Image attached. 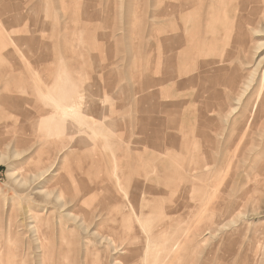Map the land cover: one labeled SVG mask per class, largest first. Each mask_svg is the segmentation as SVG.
<instances>
[{
  "label": "rangeland",
  "instance_id": "rangeland-1",
  "mask_svg": "<svg viewBox=\"0 0 264 264\" xmlns=\"http://www.w3.org/2000/svg\"><path fill=\"white\" fill-rule=\"evenodd\" d=\"M148 1L0 0V264L16 251L11 264H126L130 242L147 250L127 264H264V0H250L262 20L248 34L236 1L198 0L177 18L170 0Z\"/></svg>",
  "mask_w": 264,
  "mask_h": 264
},
{
  "label": "bare ground",
  "instance_id": "bare-ground-1",
  "mask_svg": "<svg viewBox=\"0 0 264 264\" xmlns=\"http://www.w3.org/2000/svg\"><path fill=\"white\" fill-rule=\"evenodd\" d=\"M78 1V0H77ZM150 1V0H149ZM149 1H148V3H149ZM203 1V0H202ZM210 1H212V0H210ZM221 1V3H231V2H233V1H236V6H234V7H237V10L239 11V14H238V24H237V31H238V34H248V32L246 31V29H249L248 31H250L251 30V32H253V31H257V26H258V24H256L255 25V23L257 22V21H259L260 22V20H258V19H261V17L260 16H258V11H259V9L258 8H256L253 12L252 11H250V0H220ZM55 2V1H54ZM115 2V1H114ZM198 3V0H170V3H169V8H166V9H168V14H171V16H173V18H177L179 15H180V12L181 13H183L185 10H188L189 9V7H190V5L192 4V3ZM108 3V2H107ZM3 4H4V2H3ZM202 4V3H201ZM9 5V4H8ZM57 6V5H56ZM72 6V5H71ZM230 6V5H229ZM42 7V6H41ZM61 7V6H60ZM129 8V7H128ZM197 8V7H196ZM232 9V8H231ZM106 10V9H105ZM0 11L2 12V11H4V10H1L0 9ZM42 11V10H41ZM82 11V10H81ZM235 11V10H234ZM117 12V11H116ZM145 12V11H144ZM166 12V11H165ZM250 12H252L251 14H250ZM5 13V12H4ZM39 13V12H38ZM75 13V12H74ZM161 13V12H160ZM7 14V13H6ZM109 14V13H108ZM15 15V14H14ZM41 15V14H40ZM91 15H93V13L91 14ZM111 15H112V13H111ZM233 15V14H232ZM16 16V15H15ZM58 16V15H57ZM56 16V17H57ZM229 16H231V15H229ZM234 16V15H233ZM258 16V17H257ZM36 17V16H35ZM59 17V16H58ZM67 17V16H66ZM70 17V16H69ZM89 17V16H88ZM106 17H107V13H106ZM264 17V16H263ZM40 18H41V16H40ZM64 19V18H63ZM234 19V18H233ZM232 19V20H233ZM264 19V18H263ZM68 20V19H67ZM71 20H72V18H71ZM262 20V19H261ZM79 21V20H78ZM81 21H82V19H81ZM264 21V20H263ZM44 22V21H43ZM72 22V21H71ZM73 22H74V20H73ZM262 22V21H261ZM125 23V22H124ZM145 23V22H144ZM132 24V23H131ZM1 25V24H0ZM39 25V24H38ZM65 25V24H64ZM73 25V24H72ZM148 25V24H147ZM218 25V24H217ZM43 26V25H42ZM48 26V25H47ZM76 26V25H75ZM93 26V25H92ZM220 26V25H219ZM256 26V27H255ZM39 27V26H38ZM37 27V28H38ZM64 27V26H63ZM100 27V26H99ZM198 27V26H197ZM210 27V26H209ZM208 27V28H209ZM232 27H233V25H232ZM251 27V28H250ZM260 28H262L261 29V31H264V29H263V27H261V26H259ZM68 28V27H67ZM36 29V28H35ZM220 29V28H219ZM41 30H42V28H41ZM89 30V29H88ZM183 30L184 31H187L188 30V28L187 27H183ZM191 30H194V29H191ZM196 30H198L197 28H196ZM200 30V29H199ZM210 30H212V29H210ZM221 30H223L224 31V29H222L221 28ZM226 30V29H225ZM5 31V30H4ZM80 31H81V29H80ZM85 31H87L86 30V28H85ZM167 31V30H166ZM165 31V32H166ZM200 31H202V30H200ZM199 31V32H200ZM246 31V32H245ZM259 31V30H258ZM89 32V31H88ZM92 32V31H91ZM212 32V31H211ZM52 33V32H51ZM64 33V32H63ZM62 33V34H63ZM192 33V32H191ZM196 33V32H195ZM194 33V34H195ZM197 33H198V31H197ZM196 33V34H197ZM219 32H217V34H218ZM224 33H225V31H224ZM232 33V32H231ZM6 34V33H5ZM52 34H55V33H52ZM57 34V33H56ZM59 34H60V32H59ZM172 34H174L173 36H172V39L174 40V42L175 41H177V40H179L180 38H181V35L180 34H184L183 32H177V33H172ZM209 34H210V32H209ZM222 34H223V32H222ZM233 34H234V32H233ZM80 35V34H79ZM224 35V34H223ZM71 36V35H70ZM94 36V35H93ZM162 36V35H161ZM163 36H165V35H163ZM90 38V37H89ZM88 38V39H89ZM161 38V37H160ZM222 38V37H221ZM64 39V38H63ZM67 39V38H66ZM92 39V38H91ZM193 40L195 39V38H192ZM192 41V40H191ZM87 42V41H86ZM173 42V43H174ZM13 43V42H12ZM80 43V42H79ZM189 43V42H188ZM63 44V43H62ZM62 46V45H61ZM96 47V46H95ZM181 47H183V46H181ZM94 48V47H93ZM184 48V47H183ZM186 48V47H185ZM207 49H208V47H206ZM222 49V48H221ZM179 50V49H178ZM220 50V49H219ZM65 51H66V48H65ZM207 51V50H206ZM38 53V52H37ZM63 54V53H62ZM78 54V53H77ZM171 54V53H170ZM66 55V54H65ZM73 55H75V54H73ZM172 55V54H171ZM224 54H222V61H223V56ZM76 56V55H75ZM32 57V56H31ZM30 57V58H31ZM40 57V56H39ZM56 57H58L57 55H56ZM179 57V56H178ZM33 58V57H32ZM59 58H61V57H59ZM74 58V57H73ZM42 59V58H41ZM80 59V58H79ZM37 60H39V59H37ZM168 60V59H167ZM225 60V59H224ZM34 61V60H33ZM35 61H36V59H35ZM221 61V60H220ZM219 60H218V63L220 62ZM31 62V61H30ZM30 62H29V65H30ZM38 62V61H37ZM80 62V61H79ZM168 62H170V61H168ZM149 63V62H148ZM215 63V62H214ZM35 63H33V65H34ZM40 64V63H39ZM88 64V63H87ZM216 64H217V62H216ZM220 64V63H219ZM222 64V63H221ZM28 65V64H27ZM28 65V66H29ZM31 66V65H30ZM89 67H90V65H88ZM170 66V65H169ZM32 67V66H31ZM1 69V68H0ZM3 69V68H2ZM1 69V70H2ZM102 69V68H101ZM107 69V67L105 68V70ZM92 70V69H91ZM263 70V69H262ZM2 72V71H1ZM263 72V71H262ZM34 73V72H33ZM129 73V72H128ZM259 73V72H258ZM264 73V72H263ZM29 74H31V73H29ZM35 75V74H34ZM172 75V74H171ZM175 75V74H174ZM173 75V76H174ZM262 75V74H261ZM264 75V74H263ZM5 76V75H4ZM39 76V75H38ZM172 76V77H173ZM31 77V76H30ZM175 77V76H174ZM174 77H173V79H174ZM132 78V77H131ZM141 78V77H140ZM36 79H37V77H36ZM65 79H66V77H65ZM172 79V80H173ZM185 79V78H184ZM261 79H262V77H261ZM263 79H264V77H263ZM85 80H86V78H85ZM35 81V80H34ZM4 82V81H3ZM64 82H67L66 80L64 81ZM85 82V81H84ZM167 82H168V80H167ZM263 82H264V80H262V84H263ZM36 83H38V82H36ZM53 83V82H52ZM86 83V82H85ZM80 85V84H79ZM79 85H78V88H79ZM52 87V86H51ZM60 87H62V84L61 83H57V84H55L54 85V88H52V90H50L51 92H57L58 93V91H59V88ZM36 88V87H35ZM40 88L41 87H39V90H40ZM42 88H44V87H42ZM78 88H76V91H77V89ZM104 88V87H103ZM37 90H38V88H37ZM36 93H38V95H40V93L39 92H37L36 90H34ZM40 91H42L44 94H45V92L41 89ZM70 91V90H69ZM68 91V93H70L71 94V92H69ZM41 92V94H43ZM153 92V91H152ZM31 93V92H30ZM75 93V92H74ZM85 93V92H84ZM107 93V92H106ZM44 94L43 95H41L40 97H42V96H44ZM51 94V93H50ZM69 94V95H70ZM25 95V94H24ZM32 95V94H31ZM31 95H29V96H31ZM49 95V94H48ZM75 95V94H74ZM64 96V98L66 99V101H67V104H68V108H69V112H67V113H69L70 115H73V114H76V112L81 108V105H82V99L84 98L83 97V95H80L78 98H76L75 96ZM79 95V94H78ZM77 95V96H78ZM37 96V95H36ZM46 96V95H45ZM149 96V95H148ZM147 96V97H148ZM39 97V96H38ZM33 98H34V96H33ZM33 98L31 99V100H33ZM45 98V97H44ZM153 98V97H152ZM40 99V98H39ZM38 99V100H39ZM36 100V99H35ZM34 100V101H35ZM41 100V99H40ZM42 100H43V98H42ZM155 100V99H154ZM153 101V100H152ZM137 102V101H136ZM153 103H154V101H153ZM149 104V103H148ZM33 104H31V106H32ZM63 105V104H62ZM64 106V105H63ZM62 106V107H63ZM153 106V105H152ZM61 107V106H60ZM132 107V106H131ZM149 107V106H148ZM147 107V108H148ZM55 108V107H54ZM9 109V108H8ZM65 109H66V107H65ZM64 109V110H65ZM162 109V108H161ZM61 110H63V108L61 109ZM68 111V110H67ZM80 111V110H79ZM50 111H45L44 109H41L40 107H38V113H39V115H38V117H40V116H42V115H45V114H48ZM65 112V111H64ZM148 112H149V110H148ZM35 113V112H34ZM52 113L55 115V116H57V112H56V110H54V109H52ZM60 113H62V112H60ZM62 114H64V113H62ZM78 114V113H77ZM83 114V113H82ZM10 115V114H9ZM66 115V114H65ZM80 114H78L77 116H79ZM126 115V114H125ZM147 116V115H146ZM62 117H64V116H62ZM65 117H67V116H65ZM121 117H123V116H121ZM155 117H156V115H155ZM33 118V117H32ZM71 118H73V117H71ZM54 119V118H53ZM55 119H56V117H55ZM92 119V118H91ZM112 119V118H111ZM71 120V119H70ZM151 120V119H150ZM75 121V120H74ZM94 121V120H93ZM153 121V120H152ZM83 122V121H82ZM151 122V121H150ZM155 123H156V121H154ZM8 123V122H7ZM77 123V122H76ZM106 123V122H105ZM108 123V122H107ZM153 123V122H152ZM152 123H150V124H152ZM154 124V123H153ZM7 125V124H6ZM79 125H80V123H79ZM82 125H83V123H82ZM157 126V123H156V125H154V129H155V127ZM87 127V126H86ZM161 128H162V126H161ZM17 129V128H16ZM87 129V128H86ZM153 129V128H152ZM158 129V128H157ZM161 130V129H160ZM159 130V131H160ZM166 130V129H165ZM106 131H108V130H106ZM162 131V130H161ZM139 132V131H138ZM137 132V133H138ZM135 133V132H134ZM160 133H162V132H160ZM160 133H159V135H160ZM105 134V133H104ZM103 134V135H104ZM108 134H110V132L108 133ZM115 134V133H114ZM120 134V133H119ZM119 134H117V135H119ZM153 134H154V132H153ZM158 134V133H157ZM166 134V133H165ZM167 135V134H166ZM173 135V134H172ZM175 135H176V133H175ZM67 136V135H66ZM107 136V135H106ZM125 136V135H124ZM123 136V137H124ZM133 136V135H132ZM144 136V135H143ZM171 136V135H170ZM174 136V135H173ZM108 137V136H107ZM110 137V136H109ZM122 137V136H121ZM120 137V138H121ZM145 137V136H144ZM154 137V136H153ZM175 137V136H174ZM58 138V137H57ZM125 138H127V137H125ZM134 138V137H133ZM61 139V138H60ZM81 139H83V138H80V140ZM101 139V138H100ZM104 139H105V136H104ZM109 139V138H108ZM107 139V141H110V140H112V139H110V140H108ZM141 139V138H140ZM156 139V138H155ZM158 139V138H157ZM170 139H172V138H170ZM102 140V139H101ZM121 140V139H120ZM125 140V139H124ZM142 141H143V139H141ZM149 140V139H148ZM161 140V139H160ZM159 140V141H160ZM68 141V140H67ZM76 141V140H75ZM82 141V140H81ZM98 141H99V139H98ZM98 141H96V142H98ZM105 141V140H104ZM103 140H102V142H104ZM141 141V142H142ZM146 141H147V139H146ZM168 141V140H167ZM167 141H165V144H166V142ZM84 143L86 142V141H83ZM116 142H118V141H116ZM121 142V141H120ZM120 142L118 143L119 145H120ZM143 142H145V141H143ZM99 143H100V141H99ZM99 143H98V145H99ZM169 143H170V140H169ZM51 144V143H50ZM102 144V143H101ZM114 144H115V142H114ZM114 144H112V145H114ZM54 145V144H53ZM56 145V144H55ZM72 145V144H71ZM77 145V144H76ZM154 145H159V143L157 142V141H155V144ZM166 145H168V143L166 144ZM95 146V145H94ZM109 146H110V144H109ZM169 147H170V145H168ZM52 147V146H51ZM124 147V146H123ZM78 148V147H77ZM86 148V147H85ZM129 148V147H128ZM120 149V148H119ZM127 149V148H126ZM165 149H166V147H165ZM124 150H125V148H124ZM115 151V150H114ZM129 151H131V150H129ZM170 151V150H169ZM169 151H167V153L169 152ZM149 152V151H148ZM173 152V151H172ZM171 151H170V154L172 153ZM184 152V151H183ZM120 153V152H119ZM138 153V152H137ZM145 153V152H144ZM127 154V153H126ZM146 154V153H145ZM169 154V153H168ZM167 154V155H168ZM173 154V153H172ZM171 154V155H172ZM129 155H131V154H129ZM129 155H128V157H129ZM138 155H139V153H138ZM155 155V154H154ZM157 155V154H156ZM155 155V156H156ZM170 156V155H169ZM169 156H167V157H169ZM179 156V155H178ZM128 157H126V158H128ZM172 157V156H171ZM176 157V156H175ZM180 157V156H179ZM57 158V157H56ZM59 158V157H58ZM159 158H161V157H159ZM174 158V157H173ZM183 158V157H182ZM185 158V157H184ZM47 159V158H46ZM114 159V158H113ZM117 159V158H116ZM129 159V158H128ZM131 159V158H130ZM143 159V158H142ZM147 159V158H146ZM155 159H156V157H155ZM158 159V158H157ZM157 159H156V161H157ZM163 159V158H162ZM57 160V159H56ZM139 160V159H138ZM120 161H122V160H120ZM127 161H129V160H127ZM134 161H135V159H134ZM137 161V160H136ZM140 161H142L141 163H143V160H141L140 159ZM147 162H148V160H146ZM153 161V160H152ZM117 162V161H116ZM115 162V164H117V163H120L119 161L116 163ZM129 162H132V161H129ZM129 162H122V164L123 165H119L120 167H124V166H127L128 165V163ZM146 162V163H147ZM154 162V161H153ZM169 162V161H168ZM53 164L55 163V162H52ZM51 163V164H52ZM139 163V162H138ZM145 163V162H144ZM144 164V167H145V165H146V167L148 168V166H147V164ZM149 163V162H148ZM157 163H159V162H157ZM164 163V162H163ZM178 163V162H177ZM137 164V163H136ZM168 164V163H167ZM171 164V163H170ZM170 164L168 165V166H170ZM174 164V163H173ZM176 164V163H175ZM190 164H192V163H190ZM197 164V163H196ZM159 165V164H158ZM158 165H155V166H153V168L154 167H156L157 166V168H158ZM161 165V164H160ZM159 165V166H160ZM184 165H185V163H184ZM186 165H187V163H186ZM53 166V165H52ZM51 166V167H52ZM167 165H165V167H166ZM167 166V167H168ZM177 166H179V165H177ZM49 167V166H48ZM182 167V166H181ZM119 168V167H118ZM163 168V167H162ZM173 168H177L176 166L174 167L173 166ZM186 169V166L185 167H183L182 169ZM172 169V168H171ZM185 169H184V171H185ZM178 170V169H177ZM60 171V170H59ZM117 171V170H116ZM160 171V170H159ZM166 171V170H165ZM165 171H162V172H165ZM169 170L167 169V172H168ZM172 171L173 172H171V173H174V172H176L175 171V169H172ZM180 171H182V170H180ZM183 171V172H184ZM73 172V171H72ZM71 172V173H72ZM119 172H121V171H119ZM66 173V172H65ZM171 173H169V174H171ZM57 174V173H56ZM73 175L75 174L74 172L72 173ZM168 174V173H167ZM174 174H176V173H174ZM180 174H182V173H180ZM184 174H185V172H184ZM110 175V174H109ZM124 175H126V174H124ZM177 175H178V172H177ZM75 176V175H74ZM115 176V175H114ZM130 176V175H129ZM179 176V175H178ZM186 176V175H185ZM96 177V176H95ZM181 176H179V178H180ZM114 178V177H113ZM118 178V184L119 185H121V183H120V177H117ZM177 178V177H176ZM115 179H116V177H115ZM114 179V181H116ZM131 179L132 178H130V177H128V180H127V183H130V181H131ZM100 180V179H99ZM113 180V179H112ZM185 180V179H184ZM183 180V181H184ZM180 181V179L178 180V182ZM15 182H18V183H23V182H25V181H21V179H16L15 180ZM115 183V182H114ZM157 183V182H156ZM175 183H176V181H175ZM107 184V183H106ZM105 184V185H106ZM117 184V185H118ZM147 184V183H146ZM158 184V183H157ZM180 184H182V183H180ZM110 185H111V181H110ZM115 185V184H114ZM113 184H112V187L111 186H107L105 189L106 190H108V189H111V188H113V187H115ZM151 186V185H150ZM141 187H142V182H140V181H136V184L135 185H133V191L134 192H132L131 194H130V198H131V207H132V209H133V212L135 213H139V211H137L136 210V204L138 203V199H139V195H138V193H136L139 189H141ZM153 187V186H152ZM147 187V185L145 186V188H144V190H145V192H147V193H150L149 194V196L148 197H151L150 195H151V193H158L159 192V189L158 188H156L155 190L153 189V188H155V187ZM158 187H160V186H158ZM119 188H120V186H119ZM115 189V188H114ZM182 189H183V187H182ZM61 190V189H60ZM91 190H92V188H91ZM119 190V189H118ZM120 190H121V188H120ZM118 191V192H122V191ZM161 190L162 189H160V192H161ZM124 191V195H126V192H125V190H123ZM198 191V190H197ZM196 191V192H197ZM41 192H43V191H41ZM117 192V191H116ZM159 192V193H160ZM199 192V191H198ZM45 193V195H47L48 196V193L49 192H44ZM170 193V192H169ZM67 194V193H66ZM128 194V195H129ZM182 194V193H181ZM198 194V193H197ZM59 195V194H58ZM68 195V194H67ZM115 195H116V193L113 191V192H110L109 193V199H111L112 201L113 200H115L116 198H115ZM119 195V194H118ZM152 195H154V194H152ZM123 196V195H122ZM59 197H62V196H59ZM59 197H57L58 199H56V198H54V199H56V201H60L61 199L59 198ZM65 196H63V198H64ZM67 197V196H66ZM65 197V198H66ZM86 197V196H85ZM120 197V196H119ZM124 197V196H123ZM145 197V196H144ZM147 197V198H148ZM167 197V196H166ZM63 198H62V200H63ZM126 198H128L127 197V195H126ZM125 198V199H126ZM72 199V198H71ZM70 199V200H71ZM125 199H123L124 201H125ZM66 200H68V199H66ZM83 201V200H82ZM145 202V201H144ZM121 203V202H120ZM56 205H58V204H56ZM59 206V205H58ZM133 206H135V207H133ZM31 207V206H30ZM29 207V208H30ZM64 207V206H63ZM59 208V207H58ZM57 208V209H58ZM61 208V207H60ZM28 209V208H27ZM63 209V208H62ZM99 209V208H98ZM139 209H140V207H139ZM31 211V210H30ZM96 211V210H95ZM98 212V211H97ZM97 212H93L94 214L95 213H97ZM24 214L26 213V212H23ZM32 213H34V212H32ZM32 213L31 214H28V215H32ZM92 213V214H93ZM142 213V212H141ZM140 213V214H141ZM35 214V213H34ZM33 214V215H34ZM70 214V213H69ZM105 214V213H104ZM80 215V214H79ZM35 216V215H34ZM78 216V215H77ZM83 216V215H82ZM93 216L94 215H92L91 217L93 218ZM96 216H97V214H96ZM100 216H102V215H100ZM135 216H137L138 217V215H135ZM25 217V216H24ZM29 217V216H28ZM38 216H35V219L37 218ZM40 217V216H39ZM157 217V216H156ZM25 218H27V216L25 217ZM32 219H33V221L32 222H34V217L32 216L31 217ZM142 218H144V217H142ZM150 218V217H149ZM148 218V219H149ZM152 218V217H151ZM74 219H76V218H74ZM78 219V218H77ZM94 219V218H93ZM103 219V218H102ZM8 220V219H7ZM23 220V219H22ZM26 220V219H25ZM25 220H24V222H25ZM57 220V219H56ZM138 220V219H137ZM54 221V220H53ZM61 221V220H60ZM59 221V222H60ZM94 220H92V222H93ZM147 221V220H146ZM5 222V221H4ZM18 222V221H17ZM86 222H88V221H86ZM140 222V221H139ZM84 223V222H83ZM147 223V222H146ZM30 224V223H29ZM31 224H33V223H31ZM30 224V225H31ZM35 224V223H34ZM33 224V225H34ZM55 224V226H56V224H58V221H57V223L55 222L54 223ZM79 224H80V222H79ZM88 224V223H87ZM141 224V223H140ZM2 225V224H1ZM7 225H8V227H7ZM7 225L5 226L4 225V227H7V229L9 230V232H10V228L13 226V222L11 221V219H10V221L7 223ZM33 225L31 226L32 228H33ZM144 225V223L142 224V226ZM28 226V225H27ZM14 227V226H13ZM29 227V226H28ZM30 227V228H31ZM62 227H63V223H62ZM81 227V226H80ZM144 227V226H143ZM64 228V227H63ZM140 228V227H139ZM29 231L28 232H33V229L32 230H30L29 228H27ZM65 229V228H64ZM63 229V230H64ZM90 229V228H89ZM116 229V228H115ZM144 229V228H143ZM2 230V229H1ZM4 230V229H3ZM5 230H6V228H5ZM15 230V229H14ZM59 230V229H58ZM37 231V230H36ZM36 231L34 232V233H36ZM60 231V230H59ZM65 231V230H64ZM69 231V230H68ZM90 231V230H89ZM92 231V230H91ZM96 231V230H95ZM144 231H145V229H144ZM5 232H7V231H5ZM84 232V231H83ZM14 233V232H13ZM33 233V234H34ZM91 233V232H90ZM92 233H93V231H92ZM96 233V232H95ZM145 233H148V232H145ZM207 233H209V232H207ZM61 234V233H60ZM62 234H63V232H62ZM86 234H88V233H86ZM16 235V234H15ZM36 235V234H35ZM82 235V234H81ZM107 235V234H106ZM177 235V234H176ZM231 235V234H230ZM230 235H229V237H230ZM9 236V235H8ZM12 236V235H11ZM20 235L18 234V238H20L19 237ZM36 236H38V235H36ZM35 236V237H36ZM54 236V235H53ZM64 236V235H63ZM90 236V235H89ZM130 237H132L131 235H129ZM232 236V235H231ZM55 237V236H54ZM60 237V236H59ZM84 237V236H83ZM87 237H88V235H87ZM93 237H95V236H93ZM93 237H91V238H93ZM108 237V236H107ZM129 237V238H130ZM148 237V236H147ZM4 238H5V236H4ZM4 238H3V240H4ZM14 238V237H13ZM105 238V237H104ZM129 238L127 239V237L124 239V240H126L127 239V241H129ZM36 239V238H35ZM87 239V238H86ZM113 239V238H112ZM149 239V238H148ZM160 239H162V238H160ZM169 239V238H168ZM231 239V238H230ZM5 240H8L7 238L5 239ZM20 240V239H19ZM37 240V239H36ZM57 240V239H56ZM55 240V241H56ZM76 240V239H75ZM89 240V239H88ZM100 240H102V239H100ZM124 240H121V241H123L124 242ZM229 240V239H228ZM232 240V239H231ZM38 241V240H37ZM79 241V240H78ZM78 241H76V243H78ZM107 241V240H106ZM103 242V241H102ZM101 242V243H102ZM111 242V241H110ZM171 242V241H170ZM108 243V242H107ZM114 243V242H113ZM148 243V242H147ZM172 243V242H171ZM232 243H236L235 241L234 242H232ZM21 244H22V242H21ZM37 244H39V243H37ZM83 244V243H82ZM87 244H89V243H87ZM86 244V245H87ZM96 244V243H95ZM108 244H110V243H108ZM122 244V243H121ZM127 244H128V242H127ZM24 245H25V243H24ZM40 245V244H39ZM85 245V244H84ZM116 245V244H115ZM118 245V244H117ZM59 246H61V245H59ZM80 246V245H79ZM105 246H106V244H105ZM112 246H113V244H112ZM120 246V245H119ZM148 247H149V245H147ZM174 246H175V244H174ZM40 247L41 246H38V248L40 249ZM73 247H74V245H73ZM81 247H82V245H81ZM114 247V246H113ZM116 247V246H115ZM114 247V248H115ZM125 247V246H124ZM28 248V247H27ZM31 247L29 246V249H30ZM98 248V247H97ZM127 248H128V253H129V251L131 252V253H129V255L130 254H132V253H134V254H137V256H134V257H132V258H130V259H127L128 258V256H126L127 258H126V264L127 263H129V262H134V261H136L137 260V257L138 256H140L141 255V253L144 251V250H147L146 249V246L145 245H143L142 246V244H140L139 245V242H138V244H136V243H134V242H130V246H127ZM21 249H22V247H21ZM84 249H86V247L84 248ZM117 249V248H116ZM124 249V248H123ZM148 249H150V247L148 248ZM167 249H168V247H167ZM6 250L8 251V250H10V248H6ZM25 250V249H24ZM60 250V249H59ZM110 250V249H109ZM118 250V249H117ZM126 250V249H125ZM165 250V249H164ZM169 250V249H168ZM173 250V249H172ZM30 251H32V250H30ZM40 252H42L41 251V249L39 250ZM83 251V250H82ZM85 251V250H84ZM119 251V250H118ZM122 251V250H121ZM149 251H151V250H149ZM158 251V250H157ZM181 251V250H180ZM23 252V251H22ZM28 252H29V250H28ZM36 252V251H35ZM114 252V251H113ZM115 252H116V250H115ZM120 252V251H119ZM118 252V253H119ZM122 252H124V251H122ZM121 252V253H122ZM16 254H17V251L15 252ZM26 253V252H25ZM34 253V252H33ZM78 253H79V251H78ZM110 253H112V252H110ZM16 254H11V253H8V254H6V256H5V259H6V262H4V263H6V264H11V258H12V256L13 257H16L17 255ZM20 254V253H19ZM83 254V253H82ZM86 254V253H85ZM85 254H84V256H85ZM116 254H117V252H116ZM23 255H24V252H23ZM41 255H42V253H41ZM157 255V254H156ZM25 256V255H24ZM23 256V257H24ZM39 256V255H38ZM113 256V255H112ZM158 256V255H157ZM32 257H34V256H32ZM41 257V256H40ZM39 258V257H38ZM176 258V257H175ZM20 259H21V256H20ZM29 259V258H28ZM40 259H42V257L40 258ZM82 260L83 259H85V257H83V258H81ZM117 259V258H116ZM163 259V258H162ZM30 260V259H29ZM28 260V261H29ZM35 260V259H34ZM112 260V259H111ZM153 260V259H152ZM158 260H160V259H158ZM19 261V260H18ZM22 261V260H21ZM20 261V262H21ZM84 261V260H83ZM82 261V262H83ZM164 261V260H163ZM170 261H173V260H170ZM170 261H168V262H170ZM30 263H31V261H29ZM34 262V261H33ZM37 263L36 264H38V262L39 261H36ZM42 261H40L39 263H41ZM113 262V261H112ZM116 262V261H115ZM114 262V263H115ZM150 262V261H149ZM29 263V264H30ZM60 263V262H59ZM64 263V262H63ZM122 263V262H121ZM162 263H164V262H162ZM167 263V262H166ZM172 264H173V262H171ZM60 264H62V263H60ZM84 264H87V263H84ZM113 264V263H112ZM120 264V263H119ZM151 264H152V262H151ZM155 264V263H154ZM168 264V263H167Z\"/></svg>",
  "mask_w": 264,
  "mask_h": 264
}]
</instances>
